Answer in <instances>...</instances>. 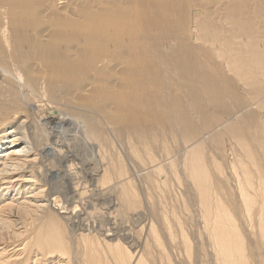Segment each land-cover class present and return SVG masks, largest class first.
<instances>
[{
  "label": "bare ground",
  "instance_id": "6f19581e",
  "mask_svg": "<svg viewBox=\"0 0 264 264\" xmlns=\"http://www.w3.org/2000/svg\"><path fill=\"white\" fill-rule=\"evenodd\" d=\"M0 264H264V0H0Z\"/></svg>",
  "mask_w": 264,
  "mask_h": 264
},
{
  "label": "rangeland",
  "instance_id": "374dc122",
  "mask_svg": "<svg viewBox=\"0 0 264 264\" xmlns=\"http://www.w3.org/2000/svg\"><path fill=\"white\" fill-rule=\"evenodd\" d=\"M116 146H118V145H116ZM116 149H117V151H118V149H119V153L122 154V153L120 152L121 149H120L119 146H118V148L116 147ZM125 162H126V161H125ZM126 165H127L128 168H130V166H129L130 164H128V162H127ZM174 189H175V190H174V191H175L174 193H176V195H178V194H177L178 192H180V191L183 190L181 187H175ZM176 190H178V192H177ZM181 193H182V192H181ZM179 195H181V194L179 193ZM179 195H178V196H179ZM179 198H180V197H179ZM180 200H181V199H180ZM179 205H180V203H179ZM94 206H95V207H94ZM94 206H93V209L95 208V209H97V211H98L99 209H102V208H99V205H98V204H97V205H94ZM97 207H98L99 209H98ZM141 210H142V209H141ZM102 212H104V210H100L99 213L101 214ZM128 224H129V225H128ZM125 225H126L125 229H126V230L128 229V230L130 231L129 234H130L131 236H132L134 233H137V236H138V232H139V230H140V228H141V226H140L141 224H140L139 222H136V223H135V222H130V223L128 222V223H126ZM134 225H135L136 227H135ZM127 226H130V227L132 226V227L129 229V227H127ZM133 227H134L136 230H134ZM139 227H140V228H139ZM107 228H108V227H107ZM138 229H139V230H138ZM132 230H133V231H132ZM137 230H138V231H137ZM134 231H135V232H134ZM131 232H132V233H131ZM133 236H134V237H137V236H135V234H134ZM96 237H97V236H96Z\"/></svg>",
  "mask_w": 264,
  "mask_h": 264
}]
</instances>
